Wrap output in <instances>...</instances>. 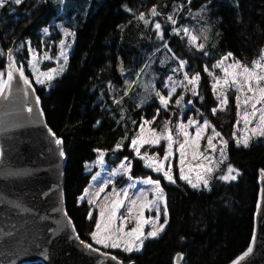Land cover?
Returning <instances> with one entry per match:
<instances>
[{"label":"trees","instance_id":"16d2710c","mask_svg":"<svg viewBox=\"0 0 264 264\" xmlns=\"http://www.w3.org/2000/svg\"><path fill=\"white\" fill-rule=\"evenodd\" d=\"M91 1L93 4L81 20L79 13L76 15L77 20H74L69 12L66 15L60 14L54 5L50 4L48 7L37 0H27L19 5L8 3L0 8V48L7 49L13 39L20 37L22 48L15 53V59L23 65L25 74L36 89L47 124L57 137L63 140L66 155L65 206L77 233L85 242L113 253L125 262L177 264L176 258L178 254H182L183 259L179 264L229 263L250 246L258 193L257 177L264 169V137L249 139L248 147L237 146L233 133L239 138L250 136V132L244 128L243 123L238 128L234 127L237 120L235 93L229 91V104L225 111L212 115L211 109L217 107L219 102L213 95V79L204 68L208 66L214 75L222 76L220 69H212V65L228 53H232L233 58L246 65H251L252 61L260 57L261 50L264 49V0L215 1L217 3L214 8L211 7V11L216 14L214 18L220 23L216 27L218 35H213V43L210 46L213 52L206 46L203 51L193 47L183 31H180L179 35L173 33L174 25L166 20L163 11L157 9L160 15H151L150 10L153 6L156 7L158 2L173 5L178 0H101L100 3H97L98 0ZM146 1L147 3H144ZM179 1L184 5L187 0ZM82 4H85L86 8V1ZM187 5L182 7V13ZM78 6L79 3L76 8ZM127 8L131 13H127ZM79 10L83 8L80 6ZM137 14H144L150 23L145 25L143 21H134L132 17ZM156 18L161 24L160 32L167 39L164 47L175 63L174 67L157 81V90L167 95L168 88L165 84L170 83L169 77L180 82L184 81L185 72L189 77L199 73V92L203 96L201 100L199 96H192L190 92L177 87L173 103L167 110H161L159 116H156L157 109L160 108L157 96L147 101L133 93L134 86L138 84L142 74L141 66L147 58L144 55L139 58L138 52L140 49H146V40L155 38L153 32L158 33L154 26ZM181 25L182 29L190 30L187 24ZM130 28H134L135 32L140 30V33L131 34ZM45 29L48 30L47 34ZM64 30L74 35L65 37ZM61 40L68 45L63 49L67 56L64 71L50 82L37 84L36 73L30 66L33 53L38 61V71L59 69L64 64L63 58L60 57ZM199 43L203 42L198 37L197 44ZM219 48L226 52L217 54L220 53ZM45 54L53 59H45ZM180 60L186 61L182 70L179 69ZM121 62L123 66L120 68ZM231 62L232 58L225 64ZM6 64V56H0V71L6 68ZM128 79L135 82L131 90L128 89ZM51 88L54 89L53 92H50ZM180 94L185 96L183 109L174 104ZM117 100L121 102L116 103ZM188 100L192 103L188 104ZM201 113L203 115H200ZM154 116L156 123L152 127L157 131L163 128L165 120H171L170 127H173L178 122H187L190 117L199 119L201 123L207 118L223 139L228 141V159L220 165V171L214 174L209 188L201 186L194 189L180 180L175 159L173 174L176 183L171 184L159 173L146 168L144 163L134 156L128 144L131 138L135 137L142 121L152 120ZM189 131L194 134V129ZM206 134H211V130ZM125 135L129 139L124 140V148L113 152L116 143ZM205 143L201 141V150ZM214 143L219 147V138ZM97 149L107 152L103 167L97 163ZM144 151L145 149H141V152ZM147 151L149 154L158 153L163 157L164 143L159 147L147 148ZM211 155L219 158V153ZM124 157L132 160V175L136 182V189L133 191L150 188L142 182L147 177L158 179L164 189L168 206V225L164 232L158 238L146 239L141 251L131 254L94 243L90 233L95 230V220L99 219V208L87 202L88 198L97 199L94 191L99 184L93 177L99 173V180L108 178V172L116 169ZM228 164L237 171L236 179H218L220 175L226 174ZM132 182L126 176L115 178L117 189ZM86 189L93 194L81 201L80 197ZM110 191L111 186L105 193L100 194L99 204H110L111 197L107 201L103 199ZM89 212L93 215L91 220L88 218ZM148 216L154 217L155 212L146 210L145 217ZM160 222L163 223V216ZM133 226L134 222L128 224L125 230ZM149 230L150 226L146 225L145 232ZM24 264L44 263L33 261Z\"/></svg>","mask_w":264,"mask_h":264},{"label":"snow or ice","instance_id":"6c2138e0","mask_svg":"<svg viewBox=\"0 0 264 264\" xmlns=\"http://www.w3.org/2000/svg\"><path fill=\"white\" fill-rule=\"evenodd\" d=\"M9 2L19 5L22 0H0V8L5 7ZM150 13L153 17L160 15L155 6L152 7ZM137 19L142 20L145 25L150 23L149 20L145 19L144 14H140ZM167 20L171 21L172 24H176V19L173 15H169ZM154 26L160 34V38L163 39V33L160 32L161 24L156 22ZM47 31V29L44 30L45 34H47ZM173 31L177 35H179L180 31H183L184 35L189 38V44L200 51L204 50L205 45L203 43L197 44L198 37L192 35L189 29H174ZM73 35L74 33L64 30L65 37ZM60 45V57L63 58L64 64L59 69L53 68L45 72L38 71L36 67L38 61L35 53H33L30 66L33 72L36 73L35 82L37 84L50 82L56 75L64 71V66L67 64V56L63 49L68 47V45L64 40H61ZM204 54L207 55L206 52ZM2 55H5V53L0 50V56ZM6 55L9 63L6 73L0 71V99L8 98V94L14 88V81L17 79L23 82L26 89L32 87L31 81L25 75L23 65L16 66V61L13 58L11 50H8ZM44 58L53 59V57L47 56V54H45ZM230 58H232V62L225 64ZM185 64L186 61L180 60L179 69L182 70ZM212 69H220L223 73L222 76H217L214 75L208 66L204 68V71L213 79V95L219 102L217 107L211 109L212 115L215 116L217 112L227 109L229 91L234 92L237 115L234 127L238 128L243 123L244 128L250 132V136L245 135L237 138L234 132L233 138L237 146L243 145L244 147H248L249 139L264 137V49L261 50L260 57L252 61L251 65L243 64L239 59L233 58L232 53H228L220 61L212 65ZM5 75L7 76L6 79L4 78ZM200 80L199 73L189 77L188 73L185 72L184 81L186 83L184 81L177 82L172 77H169L170 83L165 84V87L168 88L167 95L155 90L154 85L151 86L160 103L156 116H159L161 110H167L169 105L173 103V97L177 94V87L182 88L185 92H190L192 96H199L203 100V96L199 92ZM133 83L135 82L128 83L129 90H131ZM189 85H191L190 88L188 87ZM32 91L34 92V89ZM125 95H127V91ZM184 100L185 96L183 94L178 95L174 101L175 106L183 109ZM36 102L37 104L39 103L38 97L36 98ZM115 102L120 103L121 101L117 100ZM187 103L191 104L192 101L188 100ZM27 110L29 112L33 111L31 107ZM200 115L203 114L201 113ZM156 116L152 120H143L139 125L135 137L131 138L128 147L131 148L134 156L142 161L146 168L159 173L171 184L176 183V177L173 174V160L175 159L177 161L175 167L179 170L180 180L186 182L194 189L201 188V186L209 188L214 174L220 171V165L224 164L228 159V141L223 139L221 133L216 130L215 126L207 118L201 123L199 119L190 117L187 122H178L173 127H170L172 124L171 120H165L163 128L157 131L155 127H152L156 123ZM133 123L136 122L133 121ZM250 125L251 127H249ZM189 129H194V134ZM209 129L211 130V134H206ZM49 132L51 133V129H49ZM51 135L55 137V133H51ZM217 138H219V147L217 143H214V141H217ZM127 139H129L127 135L122 137L112 151H121L125 146L124 140ZM201 141L206 142L203 150H201ZM162 142L164 143L163 157H160L158 153L149 154L147 148L159 147ZM55 143L62 145L63 140L56 138ZM141 149H145V151L141 152ZM96 151L99 153L97 163L103 167L105 164L104 157L107 152L106 150L99 149ZM211 153H219V158H215ZM60 155H63L62 151ZM235 171L231 164H228L226 174L220 175L218 179L224 181L234 180L236 179V176L233 175ZM193 173L195 174V179H193ZM107 175L108 178L102 180H99V173L93 177V180L98 181L99 184L98 188L94 191L97 199L88 198L93 193H90L87 189L84 195L80 197L81 201L88 198L87 202L89 204L96 205L99 208V219L95 220V230L90 233L91 239L95 244L102 245L104 248L120 249L128 254L139 252L146 239L158 238L168 225V206L161 181L147 177L142 182L149 185L150 188L133 191L136 189V182L132 175V160L129 157H124L120 165L116 169L109 171ZM125 176L129 181L133 182L123 188L117 189L115 178ZM109 186H111V191L106 193L103 199L107 201L111 197L110 204H99L100 194L105 193ZM150 192L151 199H149ZM122 209L123 211H121ZM146 210L150 213L155 212V216H148L146 218ZM161 216H163V223L160 222ZM88 218L90 220L93 219L91 212H89ZM117 221H119L118 225ZM133 222L134 226L126 231L127 225ZM146 225L150 226V230L147 232H145ZM81 243L84 242L81 241ZM85 246L93 251H99V249H94L92 244H86ZM251 251L252 248L249 247L242 256L233 261V264H240V261H243ZM104 255L110 254L104 253ZM111 259L118 261V264H123V261H119L116 256H111ZM182 259V254H178L177 264Z\"/></svg>","mask_w":264,"mask_h":264},{"label":"water","instance_id":"95a60500","mask_svg":"<svg viewBox=\"0 0 264 264\" xmlns=\"http://www.w3.org/2000/svg\"><path fill=\"white\" fill-rule=\"evenodd\" d=\"M23 89L15 81L8 98L0 99V264H118L115 255L86 247L77 233L65 206L63 145L55 143L31 88L28 99ZM26 101L34 105L32 112ZM258 184L254 246L240 264H264L262 173Z\"/></svg>","mask_w":264,"mask_h":264},{"label":"rangeland","instance_id":"374dc122","mask_svg":"<svg viewBox=\"0 0 264 264\" xmlns=\"http://www.w3.org/2000/svg\"><path fill=\"white\" fill-rule=\"evenodd\" d=\"M26 1L27 0H22L21 3L26 2ZM39 1L47 4L48 7H50V4L54 5L55 10L60 14L66 15L69 12L71 14V18L74 20H77V17H76L77 13H79L80 20H81L85 16V14H87L90 8V5L93 4L91 0H37V2ZM84 1H86L87 3L86 4L87 9L85 8V4H82ZM215 1L216 0H191V2H189V0H187L185 4H188V5L185 7L183 13L181 11L182 9L181 7L184 6L185 4L183 5L181 1L179 0L175 1L173 5L158 2V4L156 5V9L163 11V14L166 16V20L169 15L174 16V18L176 19V24H173L174 25L173 30L182 29L181 23L187 24L190 27V30H189L190 33L199 37L202 40L203 44L212 51V48H210V46L213 43V35L214 36L218 35L219 31L216 27L220 23L219 20H216L214 18V15L216 14L211 11V7L214 8V5L220 0H218L217 2ZM100 2L101 0H98L97 3H100ZM198 2L200 5L197 4ZM77 3H79L78 8H76ZM144 3H147V1ZM80 6L83 8V10H79ZM72 8H75V9L71 10ZM126 10H127V13H131V11L128 8ZM138 16L139 14H137V16H133L132 19L138 22L142 21V20L137 19ZM157 20H158L157 18L154 19V22L156 23ZM178 20L179 22H177ZM167 21L171 23V21L169 20ZM216 22L217 24H215ZM177 23H180V25H178ZM130 29L131 30L129 32L131 34H136V32L138 34L140 33V30L138 29H137L138 31L136 32L134 28H130ZM152 34L155 36V38L153 40H146L145 41L146 49H140L138 52L139 58L142 57V55L147 56V58L144 61L143 65L141 66L142 74L139 79V82L137 85L134 86V89H133V93H137L138 96L142 97L144 100L147 99V101H150L156 96L155 91L152 90L151 86L154 85L155 90H157V81L162 79L164 74L168 72L170 69H172L175 65L173 57L170 55L168 50L164 47L163 41L165 37L163 36V39H161L160 34L155 33V32H153ZM20 48H22V43H21L20 37H17L16 39L12 40L11 46H9L5 50H2L0 48V50H2L5 53L6 59H7L6 54L8 53V50H11L13 58L16 61L15 53L17 54ZM218 51H220V53H217V54H222L226 52V50H224L223 48H219ZM8 63L9 61L7 59L6 68L1 70L2 72H5V73L7 72ZM16 66L17 67L20 66V64L17 61H16ZM122 66L123 64L121 62L120 68ZM127 82H131V79H128ZM53 90L54 89L51 88L50 92H53ZM37 97L38 95L36 94L35 101ZM145 103L146 101L143 103V105H145ZM37 105L39 107L38 109H39V112L41 113V116L43 115V118H46L45 111L43 110L40 99ZM49 129L51 128L49 127ZM51 131L53 130L51 129ZM61 151L63 152V156L66 157L65 151H64V144H63V147L61 148ZM233 175L236 176L237 171H235Z\"/></svg>","mask_w":264,"mask_h":264},{"label":"bare ground","instance_id":"6f19581e","mask_svg":"<svg viewBox=\"0 0 264 264\" xmlns=\"http://www.w3.org/2000/svg\"><path fill=\"white\" fill-rule=\"evenodd\" d=\"M17 76H18V74H17ZM16 81H19L18 79L16 80ZM15 82V81H14ZM22 82V81H21ZM23 83V82H22ZM24 93H25V98L26 99H28L29 97H30V90L29 89H26V87L24 86ZM32 106L34 107V105L33 104H30V103H28V101H26V103H25V107L28 109L29 107H31L32 108ZM29 112V111H28ZM261 199V190H260V192H259V200ZM253 245H254V236H253V239H252V241H251V243H250V246L249 247H251V248H253ZM246 252V251H245ZM244 252V253H245ZM243 253V254H244ZM243 254H241L240 256H242ZM249 255V254H248ZM239 256V257H240ZM238 258V257H237ZM236 258V259H237ZM235 259V260H236ZM234 260V261H235ZM241 262V261H240ZM231 264H233V262L231 263Z\"/></svg>","mask_w":264,"mask_h":264}]
</instances>
